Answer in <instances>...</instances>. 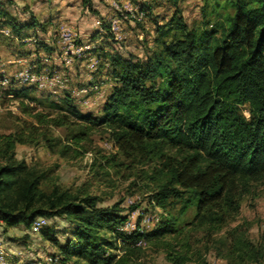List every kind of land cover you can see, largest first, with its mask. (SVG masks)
<instances>
[{
    "label": "trees",
    "instance_id": "trees-1",
    "mask_svg": "<svg viewBox=\"0 0 264 264\" xmlns=\"http://www.w3.org/2000/svg\"><path fill=\"white\" fill-rule=\"evenodd\" d=\"M213 11L218 17L212 27L206 20L189 28L176 16L158 26L156 47L145 57L110 55L118 84L101 116L81 110L70 92L35 94V84L12 83L1 93H13L23 114L16 116L13 130L0 131V221L5 229L20 223L32 228L40 216L64 215L75 224L76 239L62 243L51 237L63 261L130 264L142 253L144 247L136 242L145 236L172 264L193 259L210 264L176 216L167 214L148 232L120 230L128 214L119 201L101 206L96 194L83 189L74 192L56 182L43 187L50 172L19 158L17 146L43 143L62 155L71 150L80 155L95 127L104 126L118 149L102 154L106 163L121 164L120 156L151 163L157 184L150 202L182 200V212L195 205L188 225L206 231L209 249L214 232L236 219L251 185L264 180V0H214ZM0 24L11 25L20 38L26 37V27L44 26L33 12L30 20L18 21L1 2ZM175 28L180 34L168 40ZM63 126L71 132L68 142L54 134ZM248 224L227 227L218 238L226 258L221 264H263L264 245L249 236Z\"/></svg>",
    "mask_w": 264,
    "mask_h": 264
},
{
    "label": "rangeland",
    "instance_id": "rangeland-1",
    "mask_svg": "<svg viewBox=\"0 0 264 264\" xmlns=\"http://www.w3.org/2000/svg\"><path fill=\"white\" fill-rule=\"evenodd\" d=\"M4 1L10 8H13L14 4H19L22 13L19 14L20 16L28 18L32 11L46 22L47 29L46 31L39 30V36L40 40L54 51L55 56L52 59L50 70L59 69L70 77V84L66 87L56 86L55 94L61 96L69 92L72 86L78 87L82 84L88 83L89 85L95 81H104L105 96L99 97L96 92L92 91L93 98L89 103L79 102V98L71 93L81 110L92 112L97 116L103 114L104 103L118 84L111 71L110 55L145 57L156 47V38L160 36L158 26L169 24L174 16L176 19L182 17L189 28L205 25L206 20H209L207 26L212 27L218 17L213 11L214 0H90L87 3L84 0ZM131 4L137 5L138 10L131 9ZM57 6L66 10L62 17L58 15L60 11L56 9ZM223 10L225 12L228 9L219 8V11L223 12ZM140 11L144 12L142 16ZM111 18L120 19L123 38L116 39L110 32ZM60 20L65 21L63 23L68 24L77 33L76 45L90 43L92 45L90 51L101 54L97 69L92 70L88 67V57L80 58L72 53V61L66 60L69 55L63 52L64 44L59 34V26L62 23H59ZM98 20H101L102 24H99ZM98 32L104 35L100 41H97L100 36ZM175 32L180 34V31L175 28L169 33L167 39L170 40ZM17 44L18 42L16 46ZM5 46L0 41V58H7L9 55L10 50ZM14 73L6 74L14 78ZM12 83H17L19 86L25 84L13 81L3 91L9 89ZM2 92H0V131L8 132L17 125L16 116H23V114L19 110V100L9 94L1 96ZM35 94L39 92L35 91ZM249 106L250 104L246 103V113H248ZM54 134L64 142H68L71 132L63 126L55 128ZM86 146L87 151L80 155L72 150L67 155H62L59 151L50 150L43 143L39 145L18 144L17 156L31 164L48 169L51 179L43 183V187L47 189H50L56 182L74 192L83 189L96 194L99 197L98 204L101 206H111L119 201L120 207L123 208L122 212L128 214L126 220L120 224V230L128 218L137 219L140 224L139 231L148 232L167 214L176 216L177 224L191 236L193 246L201 249L203 258L210 264L226 262V258L220 253L222 245L218 238L222 237L227 227L236 223L248 222L249 236L256 241H261L264 245V180L251 185L250 191L242 198L241 209L236 219L223 229L214 232L212 241L208 244L209 249H206V231L192 229V226L188 225L195 217V205L189 206L182 212V200L170 198L165 205L158 204L156 201L150 202L157 184L151 177V163L140 162L138 159L129 160L120 156L123 163L108 165L102 154L116 152L118 149L108 129L101 125L95 127L92 140L87 142ZM102 162L104 166L100 165ZM154 215L158 218L157 221L152 218ZM43 230L47 231L44 233ZM0 232L3 236V245L10 252L6 264H46V258L49 255L61 258L60 247L52 240V236L62 243L76 239L75 224L64 215L46 217L37 230L23 223L5 229L4 223L0 221ZM141 239L144 244L143 251L130 264H172L167 260L162 248L156 247L145 236ZM60 260L61 264H67V262L78 264L74 258L66 261L62 258ZM82 264L88 263L83 262ZM184 264H203V261L193 259Z\"/></svg>",
    "mask_w": 264,
    "mask_h": 264
},
{
    "label": "built area",
    "instance_id": "built-area-1",
    "mask_svg": "<svg viewBox=\"0 0 264 264\" xmlns=\"http://www.w3.org/2000/svg\"><path fill=\"white\" fill-rule=\"evenodd\" d=\"M138 6H133L131 4V9L138 10ZM141 16L143 15V11H140ZM99 24H102L101 20H98ZM9 31V30H7ZM110 32L113 33L116 39L123 38V28L119 18H111L110 19ZM59 34L61 36L62 42L64 44L63 52L69 56H67L66 60L68 62L72 61L73 56L72 53L76 54L80 58L88 57V67L92 70L98 68L100 63V56L92 51V45L90 43L76 45L77 33L74 32L70 26L66 23H61L59 26ZM25 83V84H35L39 88L46 87H62L65 86L68 82V77L64 72L59 69H54L51 71H38L33 64L27 63L21 68L17 69L14 73V78L9 77L4 70H0V92L6 88L11 82ZM106 84L104 85V81H95L92 84L83 86L81 88L73 89V94L77 96L80 101L89 103L91 100V93L96 92L99 97L105 95ZM132 202V200H130ZM151 217V216H148ZM154 220L157 217L155 215L152 217ZM46 220V217L40 216L38 217L34 223L32 228L37 230L40 228L42 222ZM149 220V219H148ZM140 228L139 222L133 220L132 218H128L125 222L124 226L121 227L123 231L130 232L132 230ZM3 236L0 232V264H6L8 261V256L10 252L3 245ZM139 246H144L142 239H139L136 242ZM61 259V258H60ZM57 256L49 255L46 258V264H61L60 260ZM67 264H73L72 262H67Z\"/></svg>",
    "mask_w": 264,
    "mask_h": 264
},
{
    "label": "crops",
    "instance_id": "crops-1",
    "mask_svg": "<svg viewBox=\"0 0 264 264\" xmlns=\"http://www.w3.org/2000/svg\"><path fill=\"white\" fill-rule=\"evenodd\" d=\"M0 2L2 3L6 11L10 15L16 17L18 21L25 22L27 20H30L32 11H30V16L28 18H24L20 16L22 13L19 8L20 7L19 4H14L13 8H10V6H8L6 1L0 0ZM56 9L60 11L58 13L59 17H62L66 11L61 6H57ZM33 14L36 16L34 12ZM38 20L44 26L42 27V26L36 25L34 27L24 28L23 32L26 33V37L24 38H20V36L16 34V32L14 31L11 25L0 24V41L1 43H4V46L7 45L5 47L8 50H10L8 51L9 55L7 58H4V57L0 58V70H4L6 73L15 72L17 69L21 68L25 64L30 63V64H33L38 71H46V69L51 71L50 69L52 68V59L55 56L54 51L51 48H47L44 46L40 47L39 44L36 42L37 40H40L39 30L46 31L47 29L45 26L46 22L42 21L40 18H38ZM61 22L63 23L65 21L60 20L59 23ZM98 36L99 37L97 41H100V39L104 37V35H102L101 32H98ZM22 41H26V43H22ZM17 42L18 44L16 46ZM69 84H70V77H68V82L66 83L64 87L68 86ZM87 84H82V86H78V87L72 86L69 92L73 93V89L81 88L83 86H86ZM55 88L56 87L39 88L37 91L39 92V94L45 93V92L46 93L54 92L55 94L56 93ZM8 94L13 95V93H8ZM55 95L58 96L57 94ZM92 98L93 97L91 96V99ZM79 102H82V101H80L79 99ZM79 104H82V103H79Z\"/></svg>",
    "mask_w": 264,
    "mask_h": 264
}]
</instances>
